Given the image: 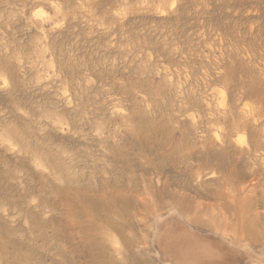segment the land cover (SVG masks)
I'll return each instance as SVG.
<instances>
[{
  "label": "rangeland",
  "instance_id": "374dc122",
  "mask_svg": "<svg viewBox=\"0 0 264 264\" xmlns=\"http://www.w3.org/2000/svg\"><path fill=\"white\" fill-rule=\"evenodd\" d=\"M189 260L264 264V0H0V264Z\"/></svg>",
  "mask_w": 264,
  "mask_h": 264
},
{
  "label": "bare ground",
  "instance_id": "6f19581e",
  "mask_svg": "<svg viewBox=\"0 0 264 264\" xmlns=\"http://www.w3.org/2000/svg\"><path fill=\"white\" fill-rule=\"evenodd\" d=\"M254 144H255V143H254ZM252 146H253V145H252ZM255 147H256V146H255ZM254 149H255V148H254ZM259 151H260V150H259ZM220 193H221V192H220ZM232 197H233V196H232ZM162 235H163V234H162ZM168 239H169V238H168ZM179 239H180V237H179ZM171 242H172V241H171ZM179 242H180V241H179ZM165 243H166V241H165ZM162 245H163V243H162ZM193 248H194V247H193ZM181 249H182V248H181ZM203 249H204V248H203ZM179 250H180V249H179ZM214 250H215V249H214ZM178 253H179V252H178ZM184 253H187V252H184ZM233 253H234V252H233ZM179 255H180V254H179ZM193 255H194V254H193ZM203 255H204V254H203ZM207 255H208V254H207ZM207 255H206V256H207ZM214 255H215V254H214ZM214 255H213V256H214ZM194 256H196V254H195ZM196 257H197V256H196ZM202 257H203V256H202ZM211 257H212V255H211ZM184 258H187V257L184 256ZM190 258H192V257L190 256ZM197 258H199V254H198V257H197ZM217 258H218V257H217ZM195 259H196V258H195ZM195 259H194V261H195ZM199 259H200V258H199ZM199 259H198V260H199ZM183 260H185V259H183ZM214 260H215V259H214ZM187 261H188V260H187ZM189 261H190V260H189ZM200 261H201V260H200ZM200 261H199V262H200ZM182 262H184V261H182ZM190 262H191V264L193 263L192 260H191ZM189 264H190V263H189ZM193 264H194V263H193ZM197 264H198V263H197Z\"/></svg>",
  "mask_w": 264,
  "mask_h": 264
}]
</instances>
